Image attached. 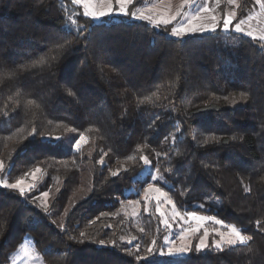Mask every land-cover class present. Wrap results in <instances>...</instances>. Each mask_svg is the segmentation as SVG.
Instances as JSON below:
<instances>
[{
  "label": "trees",
  "instance_id": "1",
  "mask_svg": "<svg viewBox=\"0 0 264 264\" xmlns=\"http://www.w3.org/2000/svg\"><path fill=\"white\" fill-rule=\"evenodd\" d=\"M255 4L240 0L236 20ZM82 12L72 0H0V75L15 72L0 84V180L43 174L24 195L0 186V264L26 236L44 264H264V41L222 26L177 38L172 25ZM41 56L56 59L20 67ZM141 156L177 210L235 225L253 251L195 244L168 258L159 218L143 212L135 227L121 211L149 183L136 179Z\"/></svg>",
  "mask_w": 264,
  "mask_h": 264
},
{
  "label": "snow or ice",
  "instance_id": "2",
  "mask_svg": "<svg viewBox=\"0 0 264 264\" xmlns=\"http://www.w3.org/2000/svg\"><path fill=\"white\" fill-rule=\"evenodd\" d=\"M75 5H82L83 12L82 15L85 18H88L92 21L100 20L104 17L111 16H120L127 17L131 19H138L142 21H147L153 27L159 28L160 24L163 23L165 26L172 23L173 20L176 19L175 16H171L167 19H153V16L150 14L152 9L155 8V4L152 5L151 8H148L147 11L145 9H141L139 11H129L130 6H134L135 3H142V0H72ZM185 3H188V0H185ZM217 6L220 4V0H215ZM229 4H235L236 0H228ZM256 3L260 5L261 13L264 14V0H256ZM213 9L208 6V0H204V3L195 9L194 13L190 18L185 19L184 21L173 25L170 29L169 34L171 36L182 38L186 34L196 33V32H213L215 33L220 27V19L217 15L211 14ZM207 13L209 15L204 16L202 14ZM179 14V13H177ZM257 14L250 13L240 19L236 20L235 11L231 13H226L223 18L222 27H220L221 31L229 32L234 31L235 33H243L253 39L257 37L254 35L252 30H247L245 26H250L249 22L252 21ZM233 20H236V23L233 25ZM70 29L69 34L75 32L79 34L82 31V26H78L75 20H69L68 25L66 26ZM261 41H264V29L261 30V34L258 37ZM59 47H63L60 45ZM56 59L55 56H52L50 59L45 56H41L38 59L32 61L30 64L21 65L20 67L23 69L38 67V66H51V62H54ZM15 75L14 71L6 72L0 75V84H2L5 78H12ZM69 95H74L71 90L68 91ZM19 95V93H17ZM247 93H240L241 99H247ZM227 99V97H225ZM27 104L29 106L35 105L36 102L34 100H28ZM38 107V105H36ZM217 139L215 137L209 138L205 140V143H208L209 140ZM235 139V137H233ZM85 140L83 134L80 135L79 139L75 141V148L78 150L81 146V142ZM134 157H129L132 159ZM143 163L145 165H149L150 161L146 156H141ZM103 161L101 160V163ZM0 168H3V164L0 163ZM40 169L36 168L35 172H39ZM158 171V170H157ZM28 175V173H25ZM33 176L35 173L32 174ZM112 175H117V172H113ZM162 179V177H161ZM0 186H3L8 189L18 190L21 195L25 194V181L24 179H18L14 183H9L7 181H0ZM33 185H28V189L31 190ZM249 189H246L248 191ZM147 191L149 193L156 192L158 193V197H163L167 204L172 205V219H179L185 223L189 221L195 222V227L182 228L179 239L181 241H186L189 238L190 234L200 233L203 229L202 235L199 237V243L196 245V251L199 253L203 251L205 248H208L209 245L206 243L210 234H214L219 237L218 239L213 240L211 250L222 252L227 247L229 250H234L233 246L241 245L247 247V251L251 253L253 251L252 247L249 245V242L252 241L253 237L250 235H246L243 230L237 228L235 225L225 224L224 221L218 219L214 216H206L200 215L195 211L187 212L185 215H182L179 210L176 209L174 202L168 197L167 193L161 191L160 188L154 187L153 185H148ZM43 196L47 197L48 192H43ZM159 199H157V208L156 211L160 212L161 217L163 218L162 222L165 227L171 228L172 225L169 222V219L166 218V214L161 211L159 207ZM209 223L215 225V227L211 228V230L206 226ZM259 223V222H258ZM143 231V229H141ZM81 235H84L81 233ZM165 246L168 248L169 255H185L189 253L192 249L189 243H181L180 246H176V244L169 240L167 236L164 237ZM101 243H104L101 241ZM114 243V242H113ZM156 241L153 240L152 244L155 245ZM151 251V249H149Z\"/></svg>",
  "mask_w": 264,
  "mask_h": 264
},
{
  "label": "rangeland",
  "instance_id": "3",
  "mask_svg": "<svg viewBox=\"0 0 264 264\" xmlns=\"http://www.w3.org/2000/svg\"><path fill=\"white\" fill-rule=\"evenodd\" d=\"M203 3H204V0H188V3H185V0H146V3L142 7L137 8L135 11H139L141 9H145L147 11L148 8H151L152 5L155 4V8H153L151 13H150L153 16V19L154 20L155 19L163 20V19H167L171 16H175L176 19L173 20L172 23L168 24V25L173 26L175 24H178V23L184 21L187 18H190L192 16V14L194 13L195 9L200 7ZM239 3H240V0H236L235 4H229L228 0H220V4H219V6H217L215 3V0H208V6L211 9H213V12L211 14L217 15L219 17L220 26H222V23H223V18H224L223 15L226 13H231V12L235 11L236 19H237V17H238L237 8L239 7ZM79 6H81L83 8L82 5H79ZM177 13H179V14H177ZM250 13H254L257 15L252 21L249 22L250 26H245V27L247 30H252L254 32V35L257 38L253 39L252 37H249L243 33H238V34L244 35V36L251 38L253 40H260L258 37L261 34V30L264 29V14L261 13L260 5L256 3L255 7L253 8V10ZM202 15L207 16L209 14L204 13ZM118 17H120V16H111V17H104V18L117 19ZM104 18H101L100 20H102ZM128 19L129 20H138V19H131V18H128ZM233 21H235V20H233ZM145 22H147V21H145ZM160 26H165V25L163 23H161ZM198 33L202 34V33H211V32H209V31L196 32V33L186 34L184 36L192 35V34H198ZM157 170L158 169H155L154 167H152L151 163L149 165H145L144 170L140 173L139 176H137L136 179L137 180L139 179L141 181L149 179V183L146 185L144 190L140 193L139 200H126V201H124L122 203L121 211L129 219L132 220L133 225L135 227H139L141 213H143V212L146 214L148 213V214H151V215L158 217L160 220L161 226L165 230V236H167L170 241L174 242L177 247L180 246L181 243H189L191 248H192L193 245H195V244L197 245L199 243V237L202 235L203 229L201 230L200 233L190 234L189 238L186 241H181L179 239V235H180L182 228L195 227L196 224L193 221H189L188 223H185L183 221H180L179 219L173 220L172 219V205L167 204V202L164 200L163 197H158V193H156V192L149 193L147 191L148 185H153L154 187L160 188L159 186L155 185V183L156 182H161V183L166 182V179ZM1 172H2V168H0V174H1ZM33 173H35L34 176L32 175ZM42 176H43V174H42V171L40 169L39 172H35V170L31 171L27 176H25L23 178L25 181V194L30 192L32 189L36 188L40 184V182L42 180ZM161 177H162V179H161ZM0 181H7V182L11 183L7 178H4ZM28 185H33L31 190L28 189ZM16 191H18V190H16ZM161 191H163V190L161 189ZM42 193H38L37 201H38L39 206L41 208L45 209L49 205L50 194L48 193V196L45 197L42 195ZM168 197H170V196L168 195ZM157 199H159V201H160L159 207L161 208V211L166 214V218L169 219V222L172 225L171 228H167L164 226L162 220L165 217H161L160 212L156 211ZM181 214L185 215L186 213H181ZM198 214H200V213H198ZM200 215H203V214H200ZM206 226L210 230H211V228L215 227V225H213L211 223H209ZM218 238L219 237L215 236L214 234H210L206 243L208 245L212 246L213 240L218 239ZM196 240H197V243H195ZM163 247H164L165 255L168 258H171L173 260H181V259L188 256V253L185 255H169L168 254V248L165 246V240L163 242ZM10 264H44L43 259H42L41 255L37 252L31 237H29V236L25 237L22 245L12 255Z\"/></svg>",
  "mask_w": 264,
  "mask_h": 264
}]
</instances>
